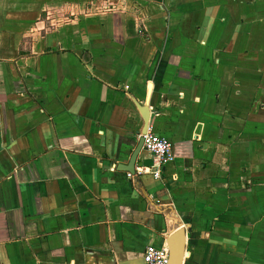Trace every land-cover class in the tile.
<instances>
[{
    "label": "crops",
    "instance_id": "crops-1",
    "mask_svg": "<svg viewBox=\"0 0 264 264\" xmlns=\"http://www.w3.org/2000/svg\"><path fill=\"white\" fill-rule=\"evenodd\" d=\"M148 99L172 159L129 178ZM181 228L183 264H264V0H0V264H145Z\"/></svg>",
    "mask_w": 264,
    "mask_h": 264
},
{
    "label": "built area",
    "instance_id": "built-area-1",
    "mask_svg": "<svg viewBox=\"0 0 264 264\" xmlns=\"http://www.w3.org/2000/svg\"><path fill=\"white\" fill-rule=\"evenodd\" d=\"M143 150L153 156L154 162L151 165L136 166L135 174L127 173L129 178L135 175L152 174L155 178L162 177L163 168L172 159V143L168 137L152 132L150 128L143 135ZM145 264H170L169 247H156L148 245L143 256Z\"/></svg>",
    "mask_w": 264,
    "mask_h": 264
},
{
    "label": "water",
    "instance_id": "water-1",
    "mask_svg": "<svg viewBox=\"0 0 264 264\" xmlns=\"http://www.w3.org/2000/svg\"><path fill=\"white\" fill-rule=\"evenodd\" d=\"M150 91H149V98H150ZM138 108L143 116L144 119V127L142 130V134L139 138V142L130 158L129 163L127 164H120L119 169L124 171H129L132 174H135V165L137 163V158L143 149L144 138L143 135L146 134L148 131V127L150 124V108H149V99L145 105L138 104ZM168 247H169V257H170V264H183L185 251H186V230L181 228L175 231L171 236L168 238Z\"/></svg>",
    "mask_w": 264,
    "mask_h": 264
},
{
    "label": "rangeland",
    "instance_id": "rangeland-1",
    "mask_svg": "<svg viewBox=\"0 0 264 264\" xmlns=\"http://www.w3.org/2000/svg\"><path fill=\"white\" fill-rule=\"evenodd\" d=\"M65 19V18H64Z\"/></svg>",
    "mask_w": 264,
    "mask_h": 264
}]
</instances>
